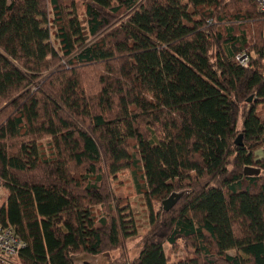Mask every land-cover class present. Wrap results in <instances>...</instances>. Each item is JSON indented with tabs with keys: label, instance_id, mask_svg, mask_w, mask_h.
Returning a JSON list of instances; mask_svg holds the SVG:
<instances>
[{
	"label": "trees",
	"instance_id": "obj_1",
	"mask_svg": "<svg viewBox=\"0 0 264 264\" xmlns=\"http://www.w3.org/2000/svg\"><path fill=\"white\" fill-rule=\"evenodd\" d=\"M263 104L256 0H0L1 221L19 261L122 247L138 231L111 180L130 172L150 228L110 264H264ZM180 241L195 254L174 262Z\"/></svg>",
	"mask_w": 264,
	"mask_h": 264
},
{
	"label": "rangeland",
	"instance_id": "obj_2",
	"mask_svg": "<svg viewBox=\"0 0 264 264\" xmlns=\"http://www.w3.org/2000/svg\"><path fill=\"white\" fill-rule=\"evenodd\" d=\"M76 1L79 2L80 0ZM82 10H84L83 7ZM52 41L57 44V40L54 35L52 37ZM93 74V71L89 73L91 77L93 76ZM258 110H260L261 114L264 116V104L259 106ZM256 154V158L257 160H259L260 155L258 153ZM254 168L260 169L262 171L261 167L259 166H255ZM111 183L115 195H117L118 197L122 196L126 200V202L128 201L132 216L136 220L138 232L134 237L128 239L120 248L114 250H110L109 248L108 250H105L103 253L97 256L89 255L86 253H79L74 255L76 264H110L116 259L122 258L124 256L129 259H135L143 247L142 236H144L150 228V216L145 200L143 199L142 195L138 194L133 176L130 172L120 173L116 180H111ZM2 195L3 198L0 201L1 206H3L6 202L8 195V191L4 187L2 189ZM153 208L155 213H160L163 210L161 209L162 205L159 202H154ZM98 209L100 208L98 207L97 210ZM178 243L179 245L174 249L170 248V246L168 245L166 246V250L170 255V259L172 261L176 262L187 257H194L195 251L191 249L190 246L186 245L182 241ZM231 254H234V252L232 251ZM19 264H22V262L19 261Z\"/></svg>",
	"mask_w": 264,
	"mask_h": 264
},
{
	"label": "built area",
	"instance_id": "obj_3",
	"mask_svg": "<svg viewBox=\"0 0 264 264\" xmlns=\"http://www.w3.org/2000/svg\"><path fill=\"white\" fill-rule=\"evenodd\" d=\"M259 9L264 13V0H256ZM238 60L243 66L249 63L247 55L238 56ZM2 183L0 180V201L2 195ZM2 206L0 205V264H19V255L27 248L26 242L19 236L12 226H6L1 221Z\"/></svg>",
	"mask_w": 264,
	"mask_h": 264
},
{
	"label": "water",
	"instance_id": "obj_4",
	"mask_svg": "<svg viewBox=\"0 0 264 264\" xmlns=\"http://www.w3.org/2000/svg\"><path fill=\"white\" fill-rule=\"evenodd\" d=\"M253 97H251L248 102H252ZM261 170L260 169H256L254 167H245L244 169V174L246 176H258L260 175ZM187 194V191H183V192H174L170 195V197L168 199H166L163 202V209L166 212H169L171 209H173L181 200L182 198Z\"/></svg>",
	"mask_w": 264,
	"mask_h": 264
}]
</instances>
